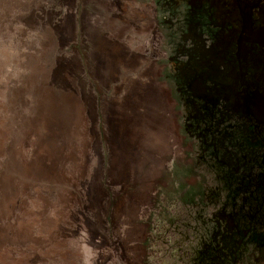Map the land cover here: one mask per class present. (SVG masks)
<instances>
[{"label":"rangeland","instance_id":"rangeland-1","mask_svg":"<svg viewBox=\"0 0 264 264\" xmlns=\"http://www.w3.org/2000/svg\"><path fill=\"white\" fill-rule=\"evenodd\" d=\"M0 264H264V0H0Z\"/></svg>","mask_w":264,"mask_h":264}]
</instances>
